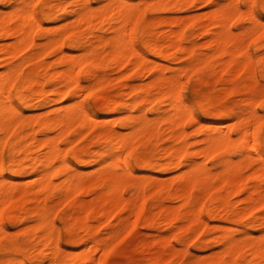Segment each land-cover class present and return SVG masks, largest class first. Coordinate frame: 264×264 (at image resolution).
I'll return each mask as SVG.
<instances>
[{
	"label": "bare ground",
	"instance_id": "6f19581e",
	"mask_svg": "<svg viewBox=\"0 0 264 264\" xmlns=\"http://www.w3.org/2000/svg\"><path fill=\"white\" fill-rule=\"evenodd\" d=\"M201 6V16L180 14ZM258 11L264 0H0V264H91L79 258L91 249L103 251L95 264H107L121 233L113 216L126 212L136 221L116 224L129 230L178 226L158 234L162 251L182 247L174 262L264 264ZM200 35L209 40L191 43ZM109 67L149 80L112 91ZM218 67L247 76L216 95L209 78ZM237 92L248 99L223 107ZM162 251L148 261L163 264Z\"/></svg>",
	"mask_w": 264,
	"mask_h": 264
},
{
	"label": "rangeland",
	"instance_id": "374dc122",
	"mask_svg": "<svg viewBox=\"0 0 264 264\" xmlns=\"http://www.w3.org/2000/svg\"><path fill=\"white\" fill-rule=\"evenodd\" d=\"M208 10V8L206 6H201L198 7L194 10L191 11H187V12H182L180 13L181 16L183 17H192V16H201L202 14H204L206 11ZM166 17H169L168 14H165ZM205 22V21H204ZM207 23V21H206ZM236 31V30H235ZM209 40V37H207L206 35H200V36H196L191 43H194L195 45L199 44V45H203L205 44L207 41ZM264 40V38H263ZM190 42L188 43V45L191 44ZM264 50H261V54H263ZM30 53V52H29ZM58 58V53H51L49 55H47V60L50 62L55 61ZM176 64H173V66H175ZM130 70L126 69V70H121L118 67H109L108 69V75L111 77L112 83L110 86V90H118L120 88V86L123 83H127L128 81L130 83H142V82H146L149 80V76L145 75L144 73L141 75L137 74L135 75V77L133 76V78L131 80H127V79H121L124 78L122 77L125 73H129ZM247 74H243L241 73L238 68H235L231 73H225L222 72V69H220V67H218L214 72L213 75L209 78V87L213 90H215L214 94L219 95L221 94V85L225 82V81H231L232 83L236 84L237 81H240L243 79V77H246ZM212 85V86H211ZM248 95L244 92H237L235 94H232L231 96L228 97L227 101L225 103H223V107L224 106H228L231 103L234 102H242L246 99H248ZM92 105H96L97 107L101 106V104L99 102H94L93 100L90 101ZM100 104V105H99ZM221 106V105H220ZM195 129V125L194 126H190L188 128L189 132H192ZM198 137V136H197ZM198 138H195V140H197ZM201 160V159H200ZM251 174L250 170H245L244 174ZM245 174V175H246ZM100 177V172L97 173H91L88 177V181H97L98 178ZM136 181L135 177H129L127 180V183L132 184L133 182ZM159 184H164L165 181L162 179H159L158 182ZM180 184L178 183H173L171 185V188L176 189L177 187H179ZM261 186L260 183H256L254 188L259 189ZM128 196L129 190H127L126 193ZM89 200H91L90 196L87 195H82L79 198V201L81 202H88ZM230 200L235 203V205L239 206V205H243L240 200L241 198H239L238 196H230ZM183 202L182 201H177V200H171L167 202V205L173 208H178ZM61 207V206H60ZM257 216L259 219L264 218V208L260 209L259 212H257ZM149 217V215H148ZM125 219L128 222H134L136 221V216L134 214H131L130 212H126V213H121V214H116L113 216L112 219V228H118L121 230L120 235L118 236V238L115 240L116 243L119 244L117 250L110 256V258L108 259L107 264H152L150 261H148V258L154 253V255L156 253H160L164 247H163V239H159L160 235L159 231L162 232H166L169 231V225L166 222H161V224L155 228H148L145 226H138L137 228L134 229H128L126 227V225L123 226H118V224H116V222H118L120 219ZM100 224V225H99ZM98 224V230L101 231L100 235L101 236H106L107 232L109 231L107 229V227H105L104 223H99ZM138 224V223H137ZM128 226V225H127ZM19 230V227H14L12 228L13 232H16ZM177 231L179 230L178 226H175L173 228L170 229V232L172 231ZM258 230L255 231V235H258ZM64 238L66 239L67 236H64ZM197 239V234L196 233H192L189 237H188V250L191 253H194L195 257L202 255V251L198 250L196 248L193 247V241H195ZM158 240L159 245H155L154 241ZM145 244V247H142L140 245L141 244ZM154 243V244H153ZM176 249H174V251H171V249H169V251L164 250L163 252V264H187L185 262H174L173 261V253H180L182 252L181 248L178 243L174 242ZM143 248V249H142ZM173 252V253H172ZM62 254L65 256H69L71 255L70 252L68 251H62ZM103 256V251L102 249H91L90 251H88L85 254H82L79 256V258H85L87 259L91 264H95L97 262V260H99L101 257ZM195 257H193L194 259H196ZM166 262V263H165Z\"/></svg>",
	"mask_w": 264,
	"mask_h": 264
},
{
	"label": "snow or ice",
	"instance_id": "6c2138e0",
	"mask_svg": "<svg viewBox=\"0 0 264 264\" xmlns=\"http://www.w3.org/2000/svg\"><path fill=\"white\" fill-rule=\"evenodd\" d=\"M103 2H105V0H101V3H103ZM130 2L138 3L139 0H130ZM226 2H227V0H221V3H226ZM36 3H37V6H39L41 3V0H36ZM93 6H98V5H93ZM241 7L244 8L245 10H248L246 5H241ZM256 17L258 18L260 24L262 26H264V11H258L256 13ZM251 26L252 25L249 24V25H245L244 27H251ZM90 96H91V94H89V97ZM188 102L190 103L191 101L189 100ZM262 127H264V125H262Z\"/></svg>",
	"mask_w": 264,
	"mask_h": 264
}]
</instances>
